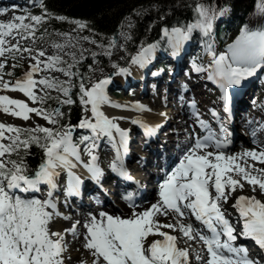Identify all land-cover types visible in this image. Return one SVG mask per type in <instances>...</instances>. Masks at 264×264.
I'll return each instance as SVG.
<instances>
[{
  "label": "snow or ice",
  "instance_id": "6c2138e0",
  "mask_svg": "<svg viewBox=\"0 0 264 264\" xmlns=\"http://www.w3.org/2000/svg\"><path fill=\"white\" fill-rule=\"evenodd\" d=\"M37 3L39 12L25 9L14 12L11 20L0 21V110L24 121H35L37 116L45 121L24 125L0 122V264H67L69 233L74 238L82 235L81 246L91 256V260L81 259L78 264H192L193 258L196 264H264L258 257H250L242 242L251 238L264 250V199L255 195L257 191L264 193V142L255 138L256 130L264 129V123L252 129L253 143L258 147L239 151L232 150L227 127L233 92L248 77L264 73V21L241 25L220 50L213 22L228 6L217 11L196 3L191 20L162 23L157 38L141 41L137 51L128 54L127 66L113 61L115 72L91 78L80 69L83 55L77 59L69 53V62L60 54L33 46L44 35L39 32L44 22L68 19L51 12L43 0H33V5ZM9 8L19 9L20 5L0 6V14ZM255 10L264 16V0H255ZM73 22L81 28L87 26L78 19ZM197 30L207 62L197 57L190 63L197 75L203 74L218 89V104L206 109L210 114L206 119L195 99L180 97L192 120L191 131L178 149L173 166L165 169L163 179H158L156 198L143 207L138 203L143 196L140 181L131 176L124 160L130 150V129L118 122L125 117L109 115L103 106L136 112L148 106L140 101H113L106 88L112 76L130 75L132 66L147 69L158 50L178 55ZM9 36L16 42H9ZM24 39L32 43L22 45ZM117 42L114 35L104 47L112 48ZM118 46L125 48L124 44ZM92 55L96 57V53ZM18 56L30 57L29 67L12 79ZM9 58L12 66L6 67ZM53 71L62 77L51 75ZM163 71L162 67L153 69L152 74ZM183 87L187 92V85ZM8 90H18L26 98L13 97ZM50 98L56 100L55 106L46 104ZM73 107L79 110L76 122L72 121ZM162 115L167 119V113ZM128 119L149 138L160 127L141 116ZM101 145L114 150L110 170L136 186L126 188L122 194L131 212L89 210L86 216L79 213L80 219L69 228L54 229L51 225L56 218L72 220L73 213H78L71 201L82 199L86 181L103 189ZM244 182L251 186L253 194L241 191L230 202L237 189L245 188ZM229 203L235 209L234 215L225 207ZM62 207L65 211H61ZM77 226L84 231L81 233ZM188 241L194 243L187 245ZM181 243L187 246H179Z\"/></svg>",
  "mask_w": 264,
  "mask_h": 264
},
{
  "label": "rangeland",
  "instance_id": "374dc122",
  "mask_svg": "<svg viewBox=\"0 0 264 264\" xmlns=\"http://www.w3.org/2000/svg\"><path fill=\"white\" fill-rule=\"evenodd\" d=\"M179 4V3H177ZM152 9H156L155 6H153L152 8H147L146 10L144 9H141V10H138L135 12V14L133 16H130L122 25V27L117 31L116 33V36L118 37L119 41L123 44L125 41L127 42V45L129 46H133L134 44L131 41L130 39V35H132V30H133V26H134V23L136 22V20H139L141 16H144L145 14H150V13H155L154 10ZM153 11V12H152ZM140 13H144V15H141L140 16ZM51 20V19H50ZM46 21L43 23L42 26L46 27L45 30L43 31L45 33V35H43L38 41L36 44H34L33 46L34 47H41V48H44V50L49 53V54H52V53H57V54H60L61 56H64L65 55V59L69 62L72 61V56L69 55V53H72V54H75V57L78 59L81 54L85 53L87 48V54H83V57L84 59L83 60H80L79 61V65H81L83 62H85L87 59L90 60V62L92 63V68L95 66V68L93 70H91L89 72V76L92 77V74L95 70H99V69H103L105 68V70H109V72L111 70H113V68L110 70L106 67H101L99 66V63L97 61H93V58L92 57V53H95V51L97 50L98 52H100L99 54L101 53H104L105 51H107L108 49H106L104 46L107 45V42H102L99 38H97L96 36L94 35H91L90 33L86 32L84 27L81 28V27H78L76 23H74L73 21L71 20H65V19H55L54 21ZM125 33L127 35H125ZM7 39L9 40V42H12V43H15V39L11 36L7 37ZM96 41H100L102 42L101 44H98L96 43ZM119 42V44H121ZM32 41L31 39H24L21 41V44L22 45H28V44H31ZM53 44H59L60 47H52ZM67 44V45H65ZM94 44H96L95 46V50H92L93 47H94ZM63 45H65L63 47ZM115 48L116 47H119L117 44L116 46H114ZM113 55L115 54V51H113L112 53ZM97 56H100L98 54H96ZM88 56H90L91 58H89ZM18 58V61L19 63H22V64H27V60L30 59V57H27V56H24L23 59H21V57H17ZM118 55L116 54L114 59H118ZM10 63V58H9V61H8V64ZM12 66V64H10ZM103 65H105L103 63ZM103 71V70H102ZM101 72H97L96 75L100 74ZM108 74V73H107ZM57 75V76H56ZM62 76L61 73H58L57 74L53 71V76ZM8 92L10 93H13L15 95L16 98H20L21 94L18 92V91H9ZM52 95L55 96L56 93H55V90H52ZM51 102L53 103H56V100H52L51 98L48 99L46 101V104H50ZM54 106V105H52ZM111 112H115L114 111V108L112 106L108 107L107 108V111L106 113H108L109 115H113V116H119V115H122V114H111ZM136 112V111H134ZM134 112H131L129 115H132V113ZM139 114V112H136ZM0 114L1 115H5L6 113H4L2 110H0ZM35 115V114H33ZM6 116H12L11 114L7 113ZM16 120H17V124H21V125H24V124H34L35 121L33 120H29V121H24L22 118H17V117H14ZM38 117H36L35 120H37ZM10 123H15V122H11V120H8ZM121 125L122 124H128L129 123V120L127 119H122V120H119L118 121ZM45 122L43 121V124ZM234 209H232L230 211V213H232L234 215ZM83 232L84 229H81ZM171 231V230H170ZM180 246V245H179ZM76 253H78V248L74 249ZM74 251H72L70 253L69 256L66 257V260H75L76 258H79V260L77 262H74V264H78V262L83 259L82 256H73L74 254ZM85 254H88V253H85ZM192 264H196L194 258L192 260Z\"/></svg>",
  "mask_w": 264,
  "mask_h": 264
},
{
  "label": "trees",
  "instance_id": "16d2710c",
  "mask_svg": "<svg viewBox=\"0 0 264 264\" xmlns=\"http://www.w3.org/2000/svg\"><path fill=\"white\" fill-rule=\"evenodd\" d=\"M168 1L172 0H48L45 4L51 11L86 19L96 30L110 33L132 10L147 9L155 4L165 5ZM238 2L240 8H248L252 4L250 0L249 6L244 7L248 0H237ZM144 25L145 23H141L140 28ZM78 111L73 107L72 118L77 117Z\"/></svg>",
  "mask_w": 264,
  "mask_h": 264
},
{
  "label": "bare ground",
  "instance_id": "6f19581e",
  "mask_svg": "<svg viewBox=\"0 0 264 264\" xmlns=\"http://www.w3.org/2000/svg\"><path fill=\"white\" fill-rule=\"evenodd\" d=\"M1 18H2V20H8L10 17L9 16H4V15H1L0 16ZM65 45H67V44H65ZM65 45H63V47L65 46ZM53 47V46H52ZM51 75H53V72L51 73ZM111 105H104L103 107H104V110L105 111H107V108L108 107H110ZM113 108H114V111L115 112H111V114H115V113H117V114H122V115H126L125 113H123L121 110L122 109H124V108H119V107H115V106H112ZM131 112H134L133 110H131ZM130 112V113H131ZM129 113V114H130ZM138 116H141L146 122H149L150 121V116H151V113H150V111L147 109V110H143L142 112H139V114H138ZM35 122H39V123H41V124H43V121L42 120H40L39 118L37 119V120H35ZM155 199V197L154 196H152V200H154ZM149 205H143V207H148ZM100 208H97V209H95V208H92L91 210L92 211H98ZM105 210H107V211H110V212H116V213H118V214H129L130 212H131V207H129L126 203L124 204V206L122 207V209L121 210H119V211H115V209H112V207H108V208H105ZM161 218H163V217H161ZM81 229H83V227L81 228ZM82 231V230H81ZM82 233V232H81ZM83 239V237H82V235L81 236H79V238L75 241V246L76 247H78V248H80V249H82V251L84 252V253H87V250H85L82 246H81V240ZM180 246H182V245H180Z\"/></svg>",
  "mask_w": 264,
  "mask_h": 264
},
{
  "label": "water",
  "instance_id": "95a60500",
  "mask_svg": "<svg viewBox=\"0 0 264 264\" xmlns=\"http://www.w3.org/2000/svg\"><path fill=\"white\" fill-rule=\"evenodd\" d=\"M177 1H178V0L168 1L166 4L173 3V2L175 3V2H177ZM174 3H173V4H174Z\"/></svg>",
  "mask_w": 264,
  "mask_h": 264
}]
</instances>
